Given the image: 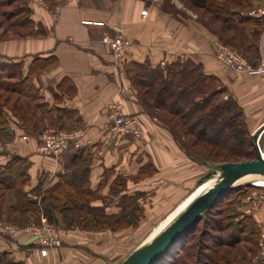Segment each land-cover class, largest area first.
<instances>
[{"label":"crops","instance_id":"0c3cea01","mask_svg":"<svg viewBox=\"0 0 264 264\" xmlns=\"http://www.w3.org/2000/svg\"><path fill=\"white\" fill-rule=\"evenodd\" d=\"M250 2L249 8L237 6L232 11L243 17L236 21V41L244 44L248 62L261 68L253 74L221 63L214 55L215 37L209 26L194 13L182 15L175 6L166 11L161 0H54L51 6L28 0L30 31L0 41V64L21 65L22 79L42 104L35 107L41 125L33 130L5 117L10 138L0 143V167L12 156L24 158L29 175L24 189L30 191L42 177H48L45 188L55 184L72 157L80 154L89 161V186L96 195L91 206L105 215L124 212L132 218L135 213L143 219L148 205L172 204L171 213L187 205L200 166L148 116L130 83V66L148 62L163 68L183 60L201 65L240 106L251 134L264 123V0ZM115 29L130 41L121 59L104 42ZM112 103L137 119L140 138L124 131L109 136ZM43 107L45 111L38 113ZM46 126L82 128L87 142L79 149L70 147L58 158L43 155L37 144L40 129ZM262 137L264 129L259 141ZM131 226L74 227L60 246L48 247L46 255L40 254L42 246L31 242L30 234L13 235L10 240L0 234V250L22 264H108L116 254L115 236L128 233Z\"/></svg>","mask_w":264,"mask_h":264},{"label":"rangeland","instance_id":"374dc122","mask_svg":"<svg viewBox=\"0 0 264 264\" xmlns=\"http://www.w3.org/2000/svg\"><path fill=\"white\" fill-rule=\"evenodd\" d=\"M27 1L28 0H0V41H10L12 37H24L28 35L30 26L24 23L28 16V13L25 11ZM53 1L54 0H43V2L49 6L53 5ZM211 1L214 6L222 4L223 9L220 12H224L226 9H235L237 3H241V8L243 9L251 6V0ZM161 2L166 11L172 12L175 6L174 9L182 15L194 13L197 19L205 23L206 26H209L215 37L213 40V48L214 43H221L237 50L244 56L238 49L237 41L231 36L233 32L223 31L220 18L219 20L213 18L203 5L196 4L191 0H161ZM214 6L212 9L213 13L217 10ZM214 55L216 57L215 49ZM20 68L21 65L13 62H2V64H0V109L3 112L2 116H7L11 120L15 119L19 124H21L19 113L27 115L28 111L31 108L35 110L36 104L39 103L28 84L24 85V89L26 90L24 93L17 90V79H22ZM130 70L131 75L134 76L138 69L131 65ZM132 78L134 79L135 77ZM129 79L135 90V96L140 104L148 107L146 111L148 116L157 121L160 127L167 129L171 133L175 143L186 156L192 162L200 166V176L197 178L194 185L189 188L192 190L189 199H193L195 195L200 194L207 188H202L201 186L213 182L218 173V166L220 163L254 158V151L252 147L248 145L244 148H234L231 151L219 147H214L213 149L212 145L201 141H194L191 136L183 135V133L178 130L173 134L169 127H176L175 120L172 119V121H168L170 117L165 114V112L151 108L150 102H148L149 96H147V104L143 103L139 95V92H142V88L133 84L130 77ZM129 90L130 89L125 91ZM228 94L226 89V92L221 95V98L226 100ZM112 104L119 105L118 103ZM38 105L42 104L39 103ZM21 106H23L24 109L22 112L18 110ZM43 111H45L44 107L40 108L38 113L41 114ZM23 121L24 124L22 123L21 126L33 130H37L41 125H39L36 119L26 118ZM46 127L51 130L62 131L82 129L79 127ZM6 129L7 122H0V143L7 142L10 138L8 131L7 133L5 131L6 134L4 133V135H2V130ZM247 134L250 135L248 127ZM259 143L260 149L264 153V137L260 139ZM47 182L48 177H42L36 185V190L32 191L29 197L35 198L36 192H41L47 185ZM14 194L15 192L13 191H5L3 194V203L0 211V234L3 235L5 239L10 240L13 235L16 236L23 233L29 234L32 232L33 227L42 226L46 223L53 229L61 230L57 233L56 238L58 239V243L55 245L60 246L67 231L74 228H68L67 225L63 224V216L66 217V212L56 213L58 222L47 219L44 214L32 216L25 213L24 215H19L17 212L9 211V206H15L17 203V197ZM21 199V197L18 198V200ZM172 206V204L170 205L167 203H162L161 205L160 203H155L153 207L148 205L146 206L143 219H138L135 213H133L132 218L123 215L122 219L124 220H121L119 225H132L131 230H129L128 233H120L115 236L116 254L111 257L108 264H120L131 252L148 242L158 231L166 226L186 205H180L181 210L179 209L174 213L168 212L172 209ZM93 208L95 212H97L96 207ZM263 208L264 183H256L252 181V179H243L236 182L233 187L226 192L221 201L216 203L208 212H203L201 214L199 221L189 230L188 234L181 238L178 244L174 245L171 252L161 257L156 264H264ZM14 215L29 218L30 221L26 224L15 223L11 219ZM167 215H170V217H165ZM89 217H91V214ZM75 227L82 228L80 226ZM84 229L102 230L104 228L96 229L92 225H87ZM114 230H117V228ZM6 252L9 254L7 258L12 259L10 253L8 251Z\"/></svg>","mask_w":264,"mask_h":264},{"label":"trees","instance_id":"16d2710c","mask_svg":"<svg viewBox=\"0 0 264 264\" xmlns=\"http://www.w3.org/2000/svg\"><path fill=\"white\" fill-rule=\"evenodd\" d=\"M191 1L203 5L213 18L217 20L220 18L223 31L233 32L231 36L236 38V21L243 19L238 12L232 11L234 9H226L224 12H220L223 9L222 4L214 6L211 0ZM236 5L241 6V3ZM213 6L217 9L214 13L212 12ZM25 11L28 16L27 20L23 22L27 24L30 14L27 3ZM237 45L243 54L249 55L242 48L244 45L242 42L237 41ZM133 66L138 70L134 76L130 75V78L133 84L142 88V92H139L141 101L147 104L146 100L149 96L148 102H150L151 108L165 112L170 117L168 121L175 120L176 127L173 128L169 125L173 134L178 130L183 135L191 136L194 141L212 145L213 149L219 147L231 151L234 148L247 147V145L252 147L242 109L229 94L226 100L221 98V95L226 92V88L220 84L216 77L206 75L201 65L191 60H183L172 62L163 68H153L148 62L135 63ZM24 80L25 78L17 79L16 86L20 92L24 90ZM143 108L145 111L148 110L147 106H143ZM18 110L22 112L23 106ZM2 114L0 109V122L6 123V118ZM26 118L36 119V111L31 108L27 115L19 113L21 124ZM45 129L47 127H42L39 134ZM2 132L4 135L5 130ZM88 174L89 161L80 154L74 155L67 165V171L58 174V181L48 188H43L41 192H36V197L33 198L29 195L36 190V187L30 191L24 189L29 182L26 160L19 156H12L6 164L0 167V211L4 192L13 191L17 197V203L15 206L10 205L9 211L17 212L19 215L25 213L32 216L44 214L47 219L58 222L56 213L66 212V217L63 216V224L67 225L68 228L75 226L84 228L87 225H92L96 229L122 227L124 224L119 225V223L124 220L122 219L125 215L124 212L119 215H105L99 210L95 212V209L90 206V202L96 195L90 189ZM20 197L22 199L18 200ZM90 214L91 217H89ZM11 219L13 222L21 224L30 221L29 218L18 215L12 216ZM193 226L178 237L151 264H156L161 257L171 252L174 245L178 244V241L185 237ZM8 256L6 251H0V264H22L20 261L8 259Z\"/></svg>","mask_w":264,"mask_h":264},{"label":"built area","instance_id":"2783aa9c","mask_svg":"<svg viewBox=\"0 0 264 264\" xmlns=\"http://www.w3.org/2000/svg\"><path fill=\"white\" fill-rule=\"evenodd\" d=\"M146 12L147 11L143 9L141 15L145 16ZM104 42L108 45L112 54L117 59L123 57L130 45L129 39L120 29H115L114 35L106 36ZM214 49L216 58L235 71L253 74L261 70L260 67H253L241 53L231 47L221 43H214ZM108 108L110 117L113 120V125L108 133L110 137L114 138L120 131H124L136 138L141 137V130L135 117L125 115L120 105L110 104ZM38 139V152L55 158L60 157L70 147L79 149L87 142L85 140L84 129H75L71 131L45 129L40 133ZM59 231L61 230L53 229L51 226L44 223L42 226L33 227L32 232L29 234L31 242L42 246L40 254L46 255L47 248L58 243L56 237Z\"/></svg>","mask_w":264,"mask_h":264},{"label":"water","instance_id":"95a60500","mask_svg":"<svg viewBox=\"0 0 264 264\" xmlns=\"http://www.w3.org/2000/svg\"><path fill=\"white\" fill-rule=\"evenodd\" d=\"M264 123L249 136L255 157L243 161L224 162L218 166L213 182L196 195L166 226L148 242L131 252L120 264H151L166 249L193 226L201 214L214 206L233 185L246 176H264V157L259 146V136Z\"/></svg>","mask_w":264,"mask_h":264},{"label":"bare ground","instance_id":"6f19581e","mask_svg":"<svg viewBox=\"0 0 264 264\" xmlns=\"http://www.w3.org/2000/svg\"><path fill=\"white\" fill-rule=\"evenodd\" d=\"M261 153H262V155H263V157H264V153L261 151ZM243 179H252V181H255L256 183H259V182H261V183H264V176H246V177H244V178H242L241 180H243ZM240 181V180H239ZM263 181V182H262ZM210 185V183H208L207 185L205 184V185H203V186H201L202 188H206V187H208Z\"/></svg>","mask_w":264,"mask_h":264}]
</instances>
